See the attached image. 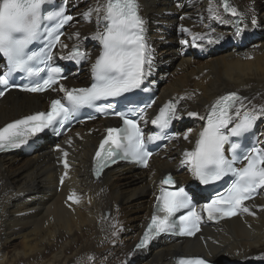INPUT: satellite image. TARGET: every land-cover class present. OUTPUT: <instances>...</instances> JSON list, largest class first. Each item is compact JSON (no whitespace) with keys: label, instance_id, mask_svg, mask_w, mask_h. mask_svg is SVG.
<instances>
[{"label":"bare ground","instance_id":"bare-ground-1","mask_svg":"<svg viewBox=\"0 0 264 264\" xmlns=\"http://www.w3.org/2000/svg\"><path fill=\"white\" fill-rule=\"evenodd\" d=\"M106 3L68 0L74 18L54 53L67 59L71 47L80 45L86 54L81 69L72 70L49 94L7 92L0 99V127L45 108L61 85L67 89L86 84L100 48L93 37L104 26ZM230 6L242 19L240 37L231 21L234 15H223L218 0H139L151 55L147 75L161 84L146 122L168 99L178 102L180 116L175 138L151 158L147 169L124 164L107 169L98 180L92 178L91 163L106 126L103 119L78 124L58 142L45 138L31 154L0 155V264H160L185 254H202L218 264H264V189L246 204L253 214L241 212L217 225L204 222L193 239L161 236L145 249L132 251L161 175L173 171L182 184L193 180L189 164L181 162L184 153L193 150L212 101L237 91L247 98L240 114L264 106V0H230ZM89 9L93 11L85 20L83 13ZM189 111L198 116L189 117ZM232 116L234 121L239 118L234 109ZM258 121L264 144V115ZM72 194L79 202L69 199Z\"/></svg>","mask_w":264,"mask_h":264},{"label":"snow or ice","instance_id":"snow-or-ice-1","mask_svg":"<svg viewBox=\"0 0 264 264\" xmlns=\"http://www.w3.org/2000/svg\"><path fill=\"white\" fill-rule=\"evenodd\" d=\"M28 2L36 12L35 27L29 32L28 39L18 41L7 48L0 46V51H3L4 57L7 58V70L0 75V86H3L0 90V97H3L10 87H18L13 82V73H24L30 79V83L23 86L21 90L33 93L51 88L61 78L63 70L59 66H52L51 51L60 42V34L57 33L56 28L49 27L46 22L59 18L60 23L63 24L72 17L64 15L63 8L42 14V7L50 3V0H28ZM92 11L93 9L85 11L83 18L89 20ZM95 11L99 13L101 8L98 7ZM103 11L104 30L97 31L93 37L102 44V51L92 65L95 82L90 87L78 89H66L61 85L60 91L65 93L66 104L61 99H53L46 113L30 114L0 128V151L26 143L28 136L36 135L53 126L60 122V118L66 119L82 107H93L96 106L97 101L109 97H120L124 93L141 88L151 67V55L143 35L145 22L139 14V0H107ZM224 11L232 15L237 14V9L229 6L227 2L224 3ZM256 23L257 21L253 19L252 24L256 25ZM182 31L187 32L188 30L182 29ZM237 35H239V30ZM34 42L42 43L43 46L25 53L24 47L31 46ZM181 42L185 43V41ZM61 47H67V45H61ZM85 55V52L73 48L68 53L67 59L80 63ZM40 64L44 67H39ZM35 77H40L42 83L31 79ZM246 101V97L235 92L218 98L211 105L207 123L199 133L195 148L192 151H186L184 153L186 160L181 162L182 165L185 163L190 165L193 175L202 184L220 180L227 174L233 177L226 195L202 205V210L209 220L232 217L241 212L253 214L248 207L244 206V202L252 198L258 189H264V151L253 147L251 153L244 157L247 164L242 168L233 166L237 162L235 159L229 160L225 157V145L230 144V136L238 137L248 132L253 128L259 116L264 115V106L258 110L253 106L252 110L244 112L235 127L229 129V125L233 122L230 110L234 109L239 116ZM177 103L169 102L159 110L152 124L156 125L160 131L146 138L135 119L116 112L123 126L106 129L107 134L101 140L95 153L94 175L99 177L103 169L115 163L117 158L135 161L147 167L148 159L152 155L147 150V143L163 138L166 134L165 130L170 127L172 121L180 119ZM112 107V104H104L98 106V110L104 111ZM187 115L189 117L198 116L193 111L187 112ZM143 118L141 115L140 119ZM169 138L173 139L175 136ZM184 139H188L187 132L184 133ZM237 147V144L231 143L229 151L235 152ZM64 155L67 156V153ZM64 167L68 169L66 161ZM66 175L67 172L61 176V183L64 182ZM161 184L171 185V177H166ZM69 199L79 202L75 194L70 195ZM157 202V211L153 213L151 222L139 243L135 245L136 249L145 247L154 237L169 233L173 229H178L180 234L188 236L195 235L200 230L201 216L191 205L189 197L182 188L177 191H165L162 188ZM182 209H188V211L180 215L178 220L175 219L176 213ZM112 235L115 236L116 233L113 232ZM180 264H204V261L200 259L181 260Z\"/></svg>","mask_w":264,"mask_h":264},{"label":"clouds","instance_id":"clouds-1","mask_svg":"<svg viewBox=\"0 0 264 264\" xmlns=\"http://www.w3.org/2000/svg\"><path fill=\"white\" fill-rule=\"evenodd\" d=\"M35 22L36 12L28 0H0V46L7 48L18 41H26ZM29 47L26 45L23 51L27 53ZM0 55L5 53L0 51Z\"/></svg>","mask_w":264,"mask_h":264},{"label":"rangeland","instance_id":"rangeland-1","mask_svg":"<svg viewBox=\"0 0 264 264\" xmlns=\"http://www.w3.org/2000/svg\"><path fill=\"white\" fill-rule=\"evenodd\" d=\"M175 14H176V16H179V13H178V12H176ZM80 69H81V67H80ZM155 79H157V78H153V80H155ZM159 80H160V79H159ZM160 85H161V84H160ZM160 85H159V86H160ZM159 86H158V88H159ZM258 119H259V118H258ZM258 122H259V121H258ZM260 124H261V123H259V125H260ZM15 242H17V241H15ZM256 259H257V258L253 259L252 262H254Z\"/></svg>","mask_w":264,"mask_h":264},{"label":"water","instance_id":"water-1","mask_svg":"<svg viewBox=\"0 0 264 264\" xmlns=\"http://www.w3.org/2000/svg\"><path fill=\"white\" fill-rule=\"evenodd\" d=\"M214 263H215V264H218V261H215Z\"/></svg>","mask_w":264,"mask_h":264}]
</instances>
